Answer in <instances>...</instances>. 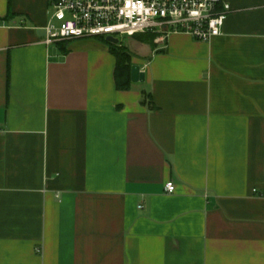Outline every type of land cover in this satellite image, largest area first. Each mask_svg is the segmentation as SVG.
<instances>
[{
	"label": "crops",
	"instance_id": "0c3cea01",
	"mask_svg": "<svg viewBox=\"0 0 264 264\" xmlns=\"http://www.w3.org/2000/svg\"><path fill=\"white\" fill-rule=\"evenodd\" d=\"M224 1L119 91L105 39L47 45V0H0V264H264V0Z\"/></svg>",
	"mask_w": 264,
	"mask_h": 264
},
{
	"label": "built area",
	"instance_id": "2783aa9c",
	"mask_svg": "<svg viewBox=\"0 0 264 264\" xmlns=\"http://www.w3.org/2000/svg\"><path fill=\"white\" fill-rule=\"evenodd\" d=\"M45 43L74 39L154 34L156 42L173 34L209 42L223 34L231 7L224 0H47ZM4 131L0 127V135ZM173 182L166 185L174 193ZM142 208V207H140Z\"/></svg>",
	"mask_w": 264,
	"mask_h": 264
},
{
	"label": "trees",
	"instance_id": "16d2710c",
	"mask_svg": "<svg viewBox=\"0 0 264 264\" xmlns=\"http://www.w3.org/2000/svg\"><path fill=\"white\" fill-rule=\"evenodd\" d=\"M149 36L150 38H148ZM149 36L146 34H140L135 35L133 38H135L138 42L153 46L154 36ZM108 46L110 48V51L117 59V67L115 73L117 89L119 91H128L132 86V67L134 56L127 47H124L120 44L116 45L108 43ZM150 99V95H146L143 100V104L147 105L151 110H153L155 107Z\"/></svg>",
	"mask_w": 264,
	"mask_h": 264
},
{
	"label": "rangeland",
	"instance_id": "374dc122",
	"mask_svg": "<svg viewBox=\"0 0 264 264\" xmlns=\"http://www.w3.org/2000/svg\"><path fill=\"white\" fill-rule=\"evenodd\" d=\"M154 36L153 42L155 44V40L157 36L154 34H146ZM150 38V36L148 37ZM118 39L120 40V45L127 47L133 54L136 56L144 55L146 51H148V45L138 42L135 38L129 36H119ZM106 40V39H105Z\"/></svg>",
	"mask_w": 264,
	"mask_h": 264
},
{
	"label": "water",
	"instance_id": "95a60500",
	"mask_svg": "<svg viewBox=\"0 0 264 264\" xmlns=\"http://www.w3.org/2000/svg\"><path fill=\"white\" fill-rule=\"evenodd\" d=\"M106 41L110 44H120L118 38L108 37ZM146 81L145 72L141 71L140 65H133L132 67V82L133 83H144Z\"/></svg>",
	"mask_w": 264,
	"mask_h": 264
}]
</instances>
